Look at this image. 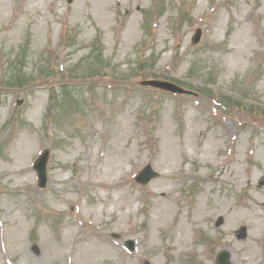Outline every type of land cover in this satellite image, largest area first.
Returning a JSON list of instances; mask_svg holds the SVG:
<instances>
[{"label":"rangeland","instance_id":"rangeland-1","mask_svg":"<svg viewBox=\"0 0 264 264\" xmlns=\"http://www.w3.org/2000/svg\"><path fill=\"white\" fill-rule=\"evenodd\" d=\"M70 1L0 0V264H264V0Z\"/></svg>","mask_w":264,"mask_h":264},{"label":"bare ground","instance_id":"bare-ground-1","mask_svg":"<svg viewBox=\"0 0 264 264\" xmlns=\"http://www.w3.org/2000/svg\"><path fill=\"white\" fill-rule=\"evenodd\" d=\"M101 2H102V0H101ZM101 9L104 10L105 8L101 7ZM19 155H20L19 158H21V160H22V158H25L26 152L25 151L21 152ZM22 169H23L24 172L29 173V171L25 167H23ZM98 183L101 184V185L107 184V182L104 181V180H99ZM257 201H259V200H257ZM261 205L264 206V203H261ZM248 209H249V211H252L251 208L248 207ZM249 213H250V215L252 217V221H250V222H253V224H250V222H247V218L244 215H241V217L237 219L238 215L235 214L233 216V220H234L235 223L240 224V225H244V223L249 225L250 226V230L248 232L246 240L248 239L249 242L253 241L254 243H259L262 240H264L263 236H262L263 232H264V225L259 221V219L261 217V214H259L258 212L257 213L249 212ZM164 216L165 215H164L163 211H161L160 216L157 218V220L155 218L154 220L150 221L151 230H153L156 226L159 225L158 224V220H162L164 218ZM231 226H233V225H231ZM234 228H235L234 226L233 227H229L227 229V232L232 233L234 231ZM178 230H179V235L178 236H180V237L179 238L177 237V240L179 242L181 240H183V241H186V239L188 240V238H189V228H186L184 225H180L178 227Z\"/></svg>","mask_w":264,"mask_h":264},{"label":"water","instance_id":"water-1","mask_svg":"<svg viewBox=\"0 0 264 264\" xmlns=\"http://www.w3.org/2000/svg\"><path fill=\"white\" fill-rule=\"evenodd\" d=\"M199 30L197 32V34L194 37V41H197L199 39ZM143 84H149L155 87H159L161 89H165V90H169L172 92H178V93H182L184 92L181 88L168 83V82H164V81H146V82H142ZM48 158V151L46 150L35 162L34 168L38 171V176H39V185L40 186H44L46 183V172H45V165H46V161ZM148 169V171L146 172V174L143 173V175L141 176V178H138L139 180H141L142 182L147 181L150 177L154 176L155 174L150 170L149 167L146 168V170ZM147 179H146V178ZM146 179V180H145ZM128 247L129 249H132V243L128 242Z\"/></svg>","mask_w":264,"mask_h":264},{"label":"trees","instance_id":"trees-1","mask_svg":"<svg viewBox=\"0 0 264 264\" xmlns=\"http://www.w3.org/2000/svg\"><path fill=\"white\" fill-rule=\"evenodd\" d=\"M12 79H13L12 82L15 83V84H17V85H19V84L22 83L21 78H19V77H14V78H12ZM12 79H11V80H12ZM11 80H10V81H11Z\"/></svg>","mask_w":264,"mask_h":264}]
</instances>
